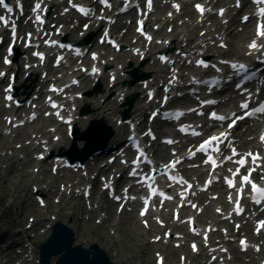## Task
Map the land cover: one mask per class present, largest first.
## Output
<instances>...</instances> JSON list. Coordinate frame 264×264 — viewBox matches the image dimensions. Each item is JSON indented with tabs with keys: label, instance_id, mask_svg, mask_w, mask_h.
<instances>
[{
	"label": "snow or ice",
	"instance_id": "snow-or-ice-1",
	"mask_svg": "<svg viewBox=\"0 0 264 264\" xmlns=\"http://www.w3.org/2000/svg\"><path fill=\"white\" fill-rule=\"evenodd\" d=\"M44 2V0H36V3L34 4V7H33V12L35 13H39L40 11H42L43 9L41 8V5L42 3ZM101 3L103 4H107L108 3V0H100ZM252 2L256 5H264V0H252ZM70 3H71V0H70ZM17 5H19V0H17ZM147 6L149 9H151V0H147ZM237 6H239V0H237ZM0 7H3L4 9H6L9 13L12 12V7H10L7 3H5V0H0ZM78 11H80L82 14L84 15H87L88 13L85 12L84 8L83 7H80V6H76ZM178 8V6H177ZM196 8L198 11L201 12V14L203 13L204 9L202 8L201 5H196ZM67 11V10H66ZM223 9L220 10V14L223 15ZM255 15L258 17V18H261V19H264V6L262 7H258V10L257 12L255 13ZM244 21H247L249 19V17H244L243 18ZM35 20L40 22V23H43L40 15H36L35 16ZM0 22H2L5 26H8V20L0 15ZM85 27H87V25H85ZM139 30V29H138ZM11 32H12V39L13 41H15L16 39V27L15 25L13 24L11 26ZM28 36V40L25 44L26 47H32L33 44H32V34L31 33H28L27 34ZM262 38H264V24H261L258 22L257 24V30H256V38L253 39L249 44H248V48L250 49V52L249 54H252V52H256V53H261L260 56H258L257 58L264 61V52H262V49H264V43H258L259 40H261ZM149 39H151L149 37ZM0 42H2V40H0ZM44 43L46 45H56V41H49V40H44ZM221 47H226V45H223L221 44L220 45ZM13 52V48L12 46L10 45L9 48L7 49V55H5L3 57V63L5 65H9L11 63V60L9 59V56L12 54ZM33 56H37L41 62H43L44 60V54L43 53H40V52H33L32 53ZM93 58H95V54H93ZM161 59L163 60L164 58L161 57ZM198 65H201V66H204V67H207V65L204 64L203 61H197L196 62ZM223 63H228L227 61H224ZM215 67V66H213ZM231 68L233 69H236L238 71H244L246 72L248 69H247V66L244 65V64H232L231 65ZM96 71H98L97 69H93V72L95 73ZM217 71H219V69H217ZM6 74L4 72H0V77H3L5 76ZM11 84H9L8 88H6L4 91L5 92H10L11 91ZM237 87H239V85H237ZM53 91H59L57 89H52ZM251 97H249L250 99ZM6 100H12V96L11 95H7L5 97ZM167 99V98H165ZM205 103H209V104H212V103H215V101H206ZM53 107H57V105H55V103L52 104ZM240 107L242 109H248L249 108V104L247 102L245 103H242L240 105ZM257 112H261V113H264V103L260 104L258 107H254L252 109V111L250 112H246L245 115L246 116H252L254 115L255 113ZM211 117L213 119H216V120H219V121H224L226 119H228L227 117L225 116H220V115H217L215 112H212L211 113ZM244 116H239L237 117L236 119H243ZM9 123H11V120H9ZM236 123V120H232L231 123H229L228 127L231 128L235 125ZM183 131V129H181ZM150 134V133H149ZM223 138V139H222ZM228 138V133L227 132H222L220 133L219 136H212L210 138V140H205L203 144L200 145V151L201 152H204L206 150V148L208 146H211L212 142L215 141L217 142L218 144L219 143H223V140L227 139ZM261 141L264 142V136L261 137ZM168 143H173V141L169 140L167 141ZM216 151L219 152V148L217 147L216 148ZM232 156H240V159L234 161V163H236L237 165H239V167L233 172L232 169H229L230 172H232L233 174V177H236V176H240V187L236 188V192H237V198L235 200V212L237 214H240L243 212V208L241 207L240 205V201L241 199L243 198V193H244V188L245 186L247 185H250L251 187V199L254 203L256 204H260L262 201H264V187H260L257 183H255L251 177H252V173L256 172L257 169H259L261 167L260 163L258 161L264 159V157H261L259 153H252V152H248L246 154H240L236 151L235 148H232ZM141 156H144L145 154L143 152L140 153ZM232 156H228V157H225V160H228V161H232ZM251 157V167H248L247 168V175H240V168L242 167H245L249 161H248V158ZM42 158V157H40ZM139 159V158H138ZM149 163H151V161H148ZM206 163H211L214 168L217 166L216 165V161L213 160V158L211 156L208 157V159L205 161ZM133 163H137L136 160L133 161ZM180 163L179 160H175L173 162L170 163L169 166L171 167H175L176 164ZM168 167V166H166ZM130 175L132 176H136L137 173L135 170H132L130 172ZM261 179H264V173H261V176H260ZM172 179H175V177H172ZM211 181H209L210 183ZM225 183L228 185L229 188H235L236 187V183H235V180L234 179H229V178H225ZM105 187H108V185H105ZM127 191V190H125ZM117 199H120V197H116ZM169 199H171V197H168ZM131 199H134V197H131ZM229 203H232V196L231 194H229ZM144 204H145V208L141 211L140 215L143 216L145 215V213L147 212V204H148V200L145 199L144 200ZM193 207H195V205H193ZM217 211L219 212L220 209H217ZM239 227V226H237ZM261 228H264V221H260L258 222V225H257V228H256V232L257 234H259L260 232V229ZM205 241H207V237H205ZM241 245H244L245 247L247 246L246 245V241L244 240H241L240 241ZM192 248L194 251L197 250V247L195 244L192 245ZM223 251H227L226 249H224ZM216 257H213V260H215Z\"/></svg>",
	"mask_w": 264,
	"mask_h": 264
},
{
	"label": "rangeland",
	"instance_id": "rangeland-1",
	"mask_svg": "<svg viewBox=\"0 0 264 264\" xmlns=\"http://www.w3.org/2000/svg\"><path fill=\"white\" fill-rule=\"evenodd\" d=\"M1 165L2 163H0V200L4 202L5 206L9 207L5 210V214L13 213L10 219L15 222L23 221V217L25 218L26 214L23 217L18 214L20 210V207H18L19 200L14 202V199L11 197L13 191L18 190L20 181L18 176H14L8 172L7 166ZM24 181H27V179ZM11 204H13L12 207ZM1 211L2 208H0V215ZM49 213L56 214L57 218L65 220L66 223L72 226L78 224L79 227L75 241L83 244L98 241L118 264H154L152 248L149 249L148 246L142 243V240L146 239L142 238V236L137 237V233L134 231L132 225L128 226L124 222L115 224L113 214H111V220L106 221L103 226L84 227L78 220V213L73 214V220L71 219V221L66 217V214L70 213L69 208L66 206L57 205L53 210H47L42 222L47 221ZM94 223L95 221L93 220L91 225L95 226ZM109 230L114 233L109 234ZM174 258H177L176 252L174 253Z\"/></svg>",
	"mask_w": 264,
	"mask_h": 264
},
{
	"label": "water",
	"instance_id": "water-1",
	"mask_svg": "<svg viewBox=\"0 0 264 264\" xmlns=\"http://www.w3.org/2000/svg\"><path fill=\"white\" fill-rule=\"evenodd\" d=\"M71 242L72 230L56 223L50 238L40 244L42 264H48L52 254H59L54 264H113L96 245H93L94 250H87L79 245L72 247Z\"/></svg>",
	"mask_w": 264,
	"mask_h": 264
},
{
	"label": "bare ground",
	"instance_id": "bare-ground-1",
	"mask_svg": "<svg viewBox=\"0 0 264 264\" xmlns=\"http://www.w3.org/2000/svg\"><path fill=\"white\" fill-rule=\"evenodd\" d=\"M217 19V17H215V19H214V21ZM231 19H234V16L232 15L231 16ZM250 31V23H247L246 25H244V28H243V32L246 34V33H248ZM208 32H206L204 35H202V37L203 36H206V34H207ZM237 33V32H236ZM236 33H231V31L229 32V34H230V37L232 38L234 35H236ZM207 38V37H206ZM202 41V40H201ZM120 56H118V58H119ZM138 86L140 87L141 86V84H138ZM109 89H111V88H109ZM139 98V101H141L142 100V98L139 96L138 97ZM142 106V105H141ZM119 116V115H118ZM78 121H80V119H78ZM75 124H76V122H75ZM120 128H122V126H120L119 128L118 127H114V130L116 131V133H118L119 132V129ZM24 132L25 133H28V131H25L24 130ZM224 204H227V199H225L224 201ZM92 214H95L96 212L94 211V210H92V212H91ZM133 224H134V227H136L137 229H140L139 228V226L135 223V221L133 222ZM76 228H77V226H75ZM153 244H155V243H149V245L150 246H152ZM161 248H163V249H166L167 248V245L166 244H164V243H162V242H160V243H157Z\"/></svg>",
	"mask_w": 264,
	"mask_h": 264
}]
</instances>
